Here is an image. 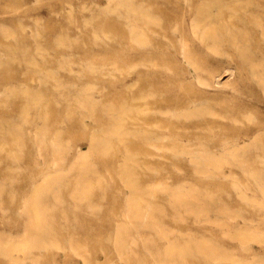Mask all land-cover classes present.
I'll return each instance as SVG.
<instances>
[{"label": "rangeland", "instance_id": "rangeland-1", "mask_svg": "<svg viewBox=\"0 0 264 264\" xmlns=\"http://www.w3.org/2000/svg\"><path fill=\"white\" fill-rule=\"evenodd\" d=\"M127 1H132L139 6L142 4L146 10L153 11L155 13L153 22H156L151 23L152 27L165 28L176 47H172L170 38H163V42L167 43L156 47L152 46V44L134 47L131 46V42L128 39L121 43L117 32L112 31L113 28L105 25L109 18L117 19V21L124 24L131 19L124 9H114L116 0H0L1 40L15 42L14 40L16 39L25 38L27 42L25 44L26 50L30 52L28 55L18 52L17 55L13 54L12 56L11 53L14 52L12 51L11 53L6 52V56L5 51L0 50V70L4 71L3 74H0V93L2 91L0 97L11 101L19 98L16 93L25 88L26 85V88L34 87L36 91L46 87L40 98H36L37 94L35 99L30 98L28 100L29 102H34L33 104L37 100L36 104H32L33 107L28 112V117H32L35 120L34 123L24 122L17 116L20 107L18 105L12 106L7 102L6 104H1L3 107H0V117L15 116L16 120L22 121L23 123L19 124L18 127L27 133L28 139L32 138L31 135H28V129L34 131L37 128L35 131H47L45 139H48L47 141L51 143L56 138V135L52 134V132L58 129L57 131L61 132V142L59 143L65 153L64 160L67 162L66 170L68 169L65 180L68 183L64 187L65 190H39L44 195L46 192L49 194L44 199V202L45 200L47 202L44 203V206L40 204L39 208V212L45 216L40 220V223L45 226L47 234L44 239H40L41 246L37 247L34 245L35 232L29 233L25 231L27 225L32 223V220L28 218L31 210L23 209L20 206L31 201L30 196L34 190H31L29 181L36 172L40 173L39 167L45 168L47 167L46 164L49 165L51 151L53 148L55 149L53 146H56L55 142L52 146L48 145L46 147L49 152L43 157H28V160L24 161L17 159V156L13 158L6 156V160L5 156L0 155V264H20L17 262L19 258L22 259L23 263L21 264H163L169 259L173 261L172 264H237L234 261L209 260L197 250L198 247L202 246L203 248H216L215 250L224 254H233L236 261L249 262V264H264V242L261 241L262 243H260V241L252 240L247 245L248 249H244V246H242L244 243L238 236L241 232L252 231L255 234L257 233L256 235L264 237V190L261 191L260 188L255 187L253 178L242 171L240 166L232 161H225L221 166L222 171L218 174L220 175L219 177L227 183L230 180L241 182L243 185L242 193L239 194V191L234 190L230 185L226 190L221 191L219 190L221 187L218 186L222 185L211 183H207L204 186V190H191L190 192L187 189L195 182L200 181V179L207 181V174H195L192 165L189 163L191 156L189 157L188 154H184L179 159L173 156L177 150V144L180 146L181 143L182 147H187L188 150L191 149V152L209 150L219 158L222 157V151L225 152L227 148H232L233 145H239L238 148L240 147L239 150L242 154L241 158L245 162L244 165L259 170L257 173L264 177V170H262L264 169V145H262L264 144V90L262 89L264 88V33L260 36L261 32H264L262 30L264 28V0ZM119 10H122L124 15H121ZM7 18L9 19L8 21ZM195 18H199L201 22L203 21L198 28L195 24L200 20L196 21ZM258 19L259 22H257ZM138 25L140 28L145 29V34L148 36H155L153 28L148 29L145 22H138ZM188 26L190 27L188 28ZM25 27L27 28L25 29ZM10 28H13L12 30L14 31ZM212 31L216 33L215 39L210 35ZM27 32L30 34L27 35ZM6 34L7 36H5ZM181 45L185 47L187 57L181 55ZM147 46L148 49H146ZM215 50L218 52H215ZM51 53L56 58L43 63L40 66L41 69L22 64L23 56L28 58L35 56L38 60V56L41 54L51 57ZM217 53L218 55H216ZM12 60L13 62L10 63ZM85 60L97 61L92 67L96 69H94L95 72L85 74ZM145 61H148L147 65L143 64ZM172 61L175 62L174 74L164 65ZM63 62H69V64L65 65ZM139 63L141 64L132 67V65ZM208 71L212 73L211 77H209ZM50 72L57 74L56 80L44 83L42 80L46 78L44 77L45 73ZM6 73L10 75H6ZM61 80L62 82H60ZM146 80L158 84L159 88L156 85L157 87L154 88V91H150L151 95L149 98L140 100L134 98V101L133 96L142 92L147 84ZM132 81L135 82L132 83ZM168 82L172 83V89L177 90L182 97L187 91L194 93L189 104H183L185 106L178 107L175 109L176 111L170 108V111L180 112L183 110L182 112H190L194 109L206 110L209 108V112L213 114H207L208 118L217 122V125L212 126L211 129L200 126L193 120L188 121L187 123L189 124H182L177 121L175 115L171 116L163 112L160 115V112H156L159 109L152 107V112L154 111L157 114L152 115L151 124L146 127L152 131L160 132V137L157 140L155 139V144L150 147L152 152H154L149 161L153 170L147 172L146 184L151 186L169 182L173 188H185L187 193H185V190H148L150 191L148 193H144V190H138L139 193H135L136 190L128 189L129 187L124 185L118 173L122 164L119 161L123 162L125 159V157L123 159V156L126 155L124 151L118 154L119 161L113 165L109 164L101 170V174L104 175L102 180L105 177L103 181L106 184L105 190H99L98 184L94 185V190H76L73 183L76 178L73 173L75 169L69 170L68 167L74 164V161L76 163L79 156L89 157L94 163L100 161H98L100 157L97 155V147L93 144V137L101 131L98 129L101 122L96 115H92L88 111V108L79 107L82 112H88L89 116L84 113L82 120L86 125L89 124V127L87 126L86 130L83 124L75 128L68 115L63 113L59 116V114L57 118L46 113L47 109L44 108L43 103H54L56 99H61L63 95L57 91V88L66 84L70 87H75L76 90L74 87L72 89L74 96L71 101L77 104L79 99L76 97L79 95L85 98L91 97L90 99L98 102V104L116 102L119 106L123 105V103H128L126 105L129 106L132 101L142 104L148 100L154 101L159 97L163 98V96L172 95L171 88H165V84ZM11 83H13V86ZM19 102H21L20 98ZM39 105L42 107L40 108ZM161 109L165 111L166 106L162 105ZM232 115L238 116L239 121L233 122ZM157 116L162 118V120H166V123H172L171 125L173 126L167 123V127L161 128L160 124L156 123ZM133 121V118L128 115L122 120V124L126 126L127 131H130V125ZM139 121L143 122V119ZM60 128H63L64 131ZM188 130L191 133L187 132ZM192 133L207 134L209 137L202 136L204 138L200 142L204 145L201 146L200 142H196L197 140ZM8 141H10L9 144L4 145V147H13L17 151L15 152L16 155L21 157L27 147L22 148L19 145H13L12 139H8ZM1 144H4L2 139L0 140ZM78 152L79 154H77ZM112 159L115 160V158ZM140 161L144 162V159ZM18 164H21V167ZM157 167L159 169L162 168V170L156 169ZM40 174H44V171ZM176 192L191 196L192 201H188L189 204L186 205L176 204L169 197L175 195ZM250 192L253 193H251L252 196ZM136 194L140 197L139 201L137 203L132 202L133 205L129 206L130 202L128 199L131 201ZM207 194L212 196V199ZM196 195L200 196V203L199 201L195 202L193 196ZM151 196H154V198H151ZM143 197L146 198V201ZM261 198L262 200H260ZM151 199L150 209L153 218L148 220L149 226L141 227V219L136 217L126 218L124 216L126 213H130L133 216L138 214L139 211L145 210ZM40 202L43 203V201ZM201 203L202 205H200ZM174 205L175 207H173ZM182 205L183 207H181ZM189 210L192 212H189ZM79 214H87L91 217V221L85 222V224L82 219L75 217L81 216ZM207 215L209 216L207 217ZM228 217H231V219ZM102 231L105 236H108L107 241L110 242L113 250L109 254H105L100 248L104 236ZM203 240L204 242H202ZM114 244L123 246V248L126 247L127 251L118 250ZM171 244L177 246V253L172 258L168 254L169 245ZM6 245L9 247L8 250ZM2 246L4 247L3 249Z\"/></svg>", "mask_w": 264, "mask_h": 264}, {"label": "bare ground", "instance_id": "bare-ground-1", "mask_svg": "<svg viewBox=\"0 0 264 264\" xmlns=\"http://www.w3.org/2000/svg\"><path fill=\"white\" fill-rule=\"evenodd\" d=\"M13 1V0H12ZM16 1V0H15ZM193 1V0H192ZM201 1V0H200ZM199 1V3H200ZM115 2V1H114ZM181 2V1H180ZM239 2V1H238ZM255 3V2H254ZM191 4V3H190ZM186 5V4H185ZM207 5V4H206ZM215 5V4H214ZM236 6V4H235ZM165 7V6H164ZM185 7V6H184ZM121 9L122 10L124 9V11L130 15V20L128 23L124 24V23H120L119 21H117V19H108L107 23H105V25H107V27H111L113 28L112 31H115L117 32V34L119 35L120 39H121V43L125 42V40H130L131 42V46H134V47H140V46H143V45H147V44H152V46L156 47V46H163L164 44H166L167 42H163V38H170V35L168 34L167 31H165V28L161 27V28H153L152 27V24L151 23H155L153 22L154 21V14L153 11H150V10H146L143 5L141 4V6L137 5L136 3L132 2V1H127V0H116V6L114 9ZM151 8V7H150ZM149 8V9H150ZM197 8V7H196ZM251 8V7H250ZM175 9V8H174ZM214 9V8H213ZM217 9V8H216ZM84 10V8H83ZM113 10V9H111ZM122 10H119L120 14L121 15H124L123 11ZM17 11V10H16ZM71 11V10H70ZM197 11V9H196ZM218 11V10H216ZM116 12V11H115ZM114 12V13H115ZM198 12V11H197ZM196 12V13H197ZM207 12V11H206ZM215 12V11H214ZM98 13V12H97ZM184 13V12H183ZM202 13V12H201ZM200 15H204V13H202ZM9 14V13H8ZM82 14V13H81ZM109 14V12H108ZM198 14V13H197ZM241 14V13H240ZM252 14V13H251ZM100 15V14H99ZM110 15V14H109ZM213 15V14H212ZM220 15V14H219ZM225 15V14H224ZM242 15V14H241ZM92 16V15H90ZM113 16V15H112ZM194 16V15H193ZM199 16V15H198ZM197 16V17H198ZM218 16V15H217ZM15 17V16H14ZM89 17V16H88ZM93 17V16H92ZM202 17V16H201ZM224 17V16H223ZM244 17V16H243ZM246 17V16H245ZM253 17V16H252ZM258 17V16H257ZM11 19H13L12 17H9ZM18 18V17H17ZM21 18V17H19ZM90 18V17H89ZM127 18V17H126ZM192 18V17H191ZM207 18V17H206ZM248 18V17H247ZM251 18V17H250ZM196 19V18H195ZM9 19L7 18V21ZM14 20V19H13ZM87 20V19H86ZM91 20V19H90ZM190 20V19H189ZM197 20H200L199 18L196 19ZM203 20V19H202ZM214 20V19H213ZM248 20V19H247ZM5 21V20H4ZM19 21H22V20H19ZM192 21V19H191ZM190 21V22H191ZM220 21V20H218ZM223 21V20H221ZM23 22V21H22ZM21 22V23H22ZM88 22V21H87ZM138 22H145V25L147 26V28L149 29H152L153 28V31H154V35L155 36H148L147 34H145V29L144 28H140L139 25H138ZM187 22V21H186ZM203 22V21H202ZM201 20L198 21L195 26L200 27L202 23ZM259 22V19L258 21ZM261 22V20H260ZM263 22V21H262ZM72 23V22H71ZM158 23V22H157ZM161 23V22H160ZM192 23V22H191ZM195 23V22H194ZM220 23V22H218ZM227 23V21H226ZM250 23V22H249ZM19 24V23H18ZM73 24V23H72ZM159 24V23H158ZM157 24V25H158ZM163 24V23H162ZM188 24V23H187ZM258 24V23H257ZM261 24V23H259ZM9 25V24H8ZM22 25V24H21ZM208 25V24H207ZM219 25V24H218ZM228 25V24H227ZM263 25V24H262ZM2 26V25H1ZM159 26V25H158ZM209 26V25H208ZM215 26V25H214ZM212 26V27H214ZM234 26V25H233ZM5 27V26H4ZM11 27V26H10ZM23 27V26H22ZM190 26H188L189 28ZM206 27V26H205ZM263 27V26H262ZM261 27V28H262ZM1 28V27H0ZM6 28V27H5ZM14 28V27H13ZM12 28V29H13ZM27 27H25L26 29ZM43 28V27H42ZM91 28V27H90ZM195 28V29H197ZM202 28V27H201ZM207 28V27H206ZM211 28V27H210ZM215 28V27H214ZM219 28V27H218ZM224 28V27H223ZM11 29V28H10ZM9 29V30H10ZM11 29V30H12ZM21 29V27H20ZM37 29V28H36ZM80 29V28H79ZM93 29V28H92ZM200 29V28H199ZM198 29V30H199ZM212 29V28H211ZM210 29V31H211ZM216 29V28H215ZM44 30V29H43ZM172 30V28H171ZM229 30V29H228ZM237 30V29H236ZM261 30V29H260ZM264 30V28L262 29ZM261 30V31H262ZM14 31V30H12ZM11 31V32H12ZM28 31V30H26ZM96 31V30H95ZM209 31V32H210ZM216 31V30H214ZM214 31H212L210 34L214 39L216 38V33H214ZM220 31V30H219ZM6 33V31H4ZM24 32V30H23ZM151 32V31H150ZM198 32V31H197ZM208 32V33H209ZM242 32V31H241ZM244 32V30H243ZM247 33H249L248 31H246ZM253 32V31H252ZM9 33V32H7ZM102 33V32H101ZM204 34V32H202ZM207 33V34H208ZM229 33V31H228ZM262 33L264 32H261V35L262 36ZM14 34V32H13ZM30 34V33H29ZM28 32H27V35H29ZM32 34V33H31ZM61 34V33H60ZM59 34V35H60ZM153 34V33H152ZM192 34V33H191ZM4 35V34H3ZM16 35V33H15ZM14 35V36H15ZM40 35V34H38ZM62 35V34H61ZM98 35V34H97ZM106 35V34H105ZM194 35V34H193ZM244 35V34H243ZM247 35V34H246ZM7 36V34L5 35ZM12 36V37H14ZM56 36V35H55ZM175 36V35H174ZM181 36V35H180ZM204 36H207L206 34H204ZM223 36V35H222ZM228 36V35H227ZM226 36V37H227ZM45 37V36H44ZM62 37V36H61ZM94 37V36H93ZM105 37V36H104ZM231 37V36H230ZM234 37V36H233ZM238 37V36H237ZM9 38V37H8ZM34 38V37H33ZM57 38V37H56ZM55 38V39H56ZM98 38V37H96ZM208 38V36H207ZM211 38V37H210ZM244 38V37H242ZM248 38V37H247ZM252 38V36H251ZM250 38V39H251ZM7 39V38H6ZM61 39V38H60ZM59 39V40H60ZM99 39V38H98ZM101 39V38H100ZM106 39V38H105ZM213 39V40H214ZM239 39V38H238ZM264 39V38H263ZM35 40V39H33ZM39 40V39H38ZM75 40V39H74ZM170 42H172V47L175 48L176 45L174 44L173 40L170 38ZM203 40V39H201ZM218 40V39H217ZM226 40V39H225ZM249 40V39H248ZM15 42H7V41H4V40H1V37H0V50L1 51H5V53H11L12 51H14L12 54H18V52H21L23 55H28L30 52L26 50V40L25 38H21V39H16L14 40ZM37 41V40H36ZM64 41V40H63ZM62 41V42H63ZM204 41V40H203ZM232 41H233V38H232ZM242 41V40H241ZM255 41V40H254ZM34 42V41H33ZM61 42V43H62ZM97 42V41H96ZM103 42V41H102ZM105 42V41H104ZM111 42V41H110ZM198 42V40H197ZM221 42V41H220ZM40 45H41V42L39 41ZM38 43V44H39ZM43 43V42H42ZM65 43V42H64ZM74 43V42H73ZM77 43V42H76ZM81 43V42H80ZM232 43V42H231ZM241 43V42H240ZM238 43V44H240ZM37 44V43H36ZM66 44V43H65ZM79 44V42H78ZM226 44V42H225ZM247 44V43H246ZM73 45V44H72ZM108 45V44H107ZM180 45V44H179ZM202 45V43H201ZM253 45V44H252ZM36 46V45H35ZM65 46V45H64ZM75 46V45H74ZM203 46V45H202ZM254 46V45H253ZM37 47V46H36ZM40 47V46H39ZM63 47V46H62ZM68 47V46H67ZM213 47V45H212ZM217 47V46H216ZM234 47V46H233ZM256 47V46H255ZM128 48V47H127ZM179 48V47H178ZM202 48V47H200ZM215 48V47H214ZM247 48V47H246ZM148 49V46L147 48ZM150 49V48H149ZM162 49V48H161ZM212 49V48H211ZM243 49V48H242ZM39 50V49H38ZM154 50V49H153ZM209 50V48H208ZM238 50V49H237ZM257 50V49H256ZM0 51V52H1ZM248 51V50H247ZM36 52V51H35ZM215 52H218L215 50ZM244 52V51H242ZM7 53H6V56H7ZM34 53V52H33ZM39 53V52H38ZM177 53V52H176ZM180 53L182 56L184 57H187V54H186V51H185V47L183 45L180 46ZM225 53V52H224ZM260 53V52H259ZM258 53V54H259ZM55 54V53H54ZM158 54V53H156ZM162 54V52H161ZM189 54V53H188ZM226 54V53H225ZM1 55V54H0ZM4 55V54H3ZM20 55V54H19ZM50 55V54H49ZM171 55V54H170ZM218 55V53L216 54ZM5 56V55H4ZM11 56V58H12ZM172 56H173V53H172ZM181 56V57H182ZM246 56V55H245ZM38 60L36 59V57H32V58H28V57H24L23 56V63L24 65L26 66H32L33 68L34 67H39L43 65V63H45L46 61L48 62L50 59L52 58H56L54 55H52L51 53V57L50 56H46V55H43L41 54L40 56H38ZM62 57V56H61ZM72 57V56H71ZM166 57V56H165ZM221 57V56H220ZM257 57V56H256ZM179 58V57H178ZM230 58V57H229ZM9 59V57H8ZM15 59H16V56H15ZM13 59V60H15ZM60 59V57H59ZM59 59H57L59 61ZM185 59V58H184ZM243 59V58H242ZM5 60V59H3ZM2 60V61H3ZM10 61L11 62H13ZM18 60V59H17ZM67 60V59H66ZM72 60V59H71ZM69 60V61H71ZM183 60V59H182ZM188 60V59H187ZM249 60V59H248ZM1 61V59H0ZM65 61V60H64ZM68 61V60H67ZM184 61V60H183ZM17 62V61H16ZM95 60H90V61H87L85 60V63H84V67H85V74L86 73H92V72H95V70L92 68L95 64ZM100 62V61H99ZM182 62V61H181ZM21 63V62H20ZM71 63V62H70ZM148 61L146 62H143L144 65H147ZM184 63V62H183ZM251 63V62H250ZM3 64V63H2ZM19 64V63H18ZM63 64L65 65H68L69 62H63ZM104 64V63H103ZM141 63L139 64H135V65H132V67L136 66V65H140ZM154 64H157V63H154ZM191 64V63H190ZM252 64V63H251ZM250 64V65H251ZM5 65V63H4ZM82 65V64H81ZM128 65V64H127ZM165 66H167L169 68V70L174 74L175 73V62L172 61L170 63H165L164 64ZM154 66V65H153ZM258 66V65H257ZM10 67V66H9ZM21 67V66H20ZM59 67V66H58ZM117 67V66H116ZM194 67V66H193ZM1 68V67H0ZM48 68V67H47ZM62 68V67H61ZM28 69V68H26ZM41 69V68H40ZM118 69V68H117ZM190 69V68H189ZM252 69V68H251ZM256 69V68H255ZM168 70V71H169ZM196 70V69H195ZM231 70V69H230ZM262 70V69H261ZM37 72H40L39 70H36ZM120 71V70H119ZM4 71H1L0 70V74H3ZM24 73V71H22ZM34 72V71H33ZM32 72V73H33ZM49 72V71H48ZM194 72V71H193ZM250 72V71H249ZM263 72V70H262ZM72 73V72H71ZM78 73V72H77ZM102 73V72H101ZM264 73V72H263ZM5 74V73H4ZM46 75H44V77L46 78H43L42 81L45 82H51V80H56V73L55 72H50V73H45ZM194 74V73H193ZM261 74V72H260ZM6 75H10L8 73H6ZM79 75V74H78ZM84 75V74H83ZM148 75V74H147ZM190 75V74H189ZM188 75V76H189ZM207 75V73H206ZM208 75L209 77H211L212 73H210V71H208ZM199 76V75H198ZM197 76V77H198ZM204 76V75H203ZM23 77V76H22ZM137 77V76H136ZM190 77V76H189ZM217 77V76H216ZM215 77V78H216ZM262 77V75H261ZM48 78V79H47ZM187 78V77H186ZM194 78V77H193ZM218 78V77H217ZM60 79V78H58ZM133 79V78H131ZM181 79V78H180ZM197 79V78H196ZM257 79V78H256ZM198 80V79H197ZM219 80V79H218ZM255 80V79H254ZM261 80V79H260ZM264 80V79H263ZM58 81V80H57ZM187 81V80H186ZM221 81V80H220ZM40 82V81H39ZM62 82V80L60 81ZM135 82V81H132V83ZM196 82V81H195ZM194 82V83H195ZM259 82V81H258ZM15 84V82H13ZM13 83L12 86H13ZM41 83V82H40ZM146 85L144 87V89L142 90V92H140V94H137V95H134L133 96V99L136 98V99H146V98H149L151 93L150 91H154V88L158 86L159 88V85L158 84H154L152 82H150L149 80H146ZM193 83V84H194ZM261 83V82H260ZM48 84V83H47ZM51 84V83H50ZM57 84V83H56ZM196 84V83H195ZM214 85V83H212ZM217 84V83H216ZM223 84V83H222ZM10 85V83H9ZM61 85V83H60ZM72 85V84H71ZM76 85V84H75ZM92 85V84H91ZM130 85V84H129ZM132 85V84H131ZM157 85V86H156ZM199 85V83H198ZM220 85V84H218ZM217 85V87H218ZM261 85H263V83H261ZM57 86V85H56ZM202 86V85H200ZM199 86V87H200ZM205 86V85H204ZM210 86V85H209ZM260 86V85H259ZM6 87V86H5ZM17 87V85H16ZM15 87V88H16ZM27 87V85H26ZM23 88L21 89L20 91H18V93H16L21 102H19V98H16V99H13V100H5V99H2L0 97V107L2 108L3 106H1V104L5 103H10V105L12 106H19L20 109H19V112H17V116H19L24 122L26 123H34L35 120L31 118H29L28 116V112L30 111V109L33 107V105L36 104H33L34 102H29L28 100L30 98H40L42 95H43V91L46 89L45 88H41L40 90H35L34 87H29V88ZM38 87V86H37ZM48 87V86H47ZM74 87V86H73ZM73 87H70L66 84H63V86H59L57 88V91L62 93V97L61 99H56L54 103H43V106L45 109H47V112L46 113H49V115L51 116H56L57 118L59 116H61L63 113L68 115V118L72 121V124H73V127L77 128L79 126H82L84 124V128H86L87 130V126L89 124L86 125V123L84 122L83 123V120H82V116L84 113L86 112H82L81 109H79V107H84V108H88V111L92 113V115H96L97 118H99L100 120V127L98 129H100L101 131L98 133V135H95L93 137V144H95V146L97 147V155H99V159L97 163H94L89 157H80L76 158V163L74 161V164L70 165L68 168L69 170H73V173L76 175H74L76 178H75V182L74 185H75V189L76 190H94V185L95 184H98L99 185V190H105V187H106V184L105 182H103L105 180V177H104V180L103 179V176L101 174V170L104 168V167H107L109 164H115V162L119 161L120 158L118 156V154H120V152L124 151L125 152V156H123V159L124 161L123 162H120L119 163H122L120 166H121V169H119L118 173L120 174V177L122 178V181L124 182V185L129 187L128 189L130 190H136L135 193H139L138 190H141L143 191L144 193H148L150 191L148 190H185V188H182V187H176V188H173L171 183H165V184H156V185H147L146 184V174L149 170H153L152 167L150 166V163L149 161L151 160L150 157L152 156V154L154 152H152V150L150 149L151 145L155 144V139L157 140L158 137H160L159 133L160 132H156V131H152L150 128H147L146 126L147 125H150L151 124V117L152 115H156L157 113L156 112H160V115H161V112L163 113H167V114H170L171 116L175 115V117H177V121L179 123H182V124H189L187 123L188 121H195L196 124L200 125V126H204L206 128H209L211 129L212 126L214 125H217V122L215 120H210L207 116V114H213L212 112H209V108L206 109V110H203V109H200L198 107V105H196L199 109H194L193 111H190V112H173V111H176L175 109H177L178 107H181V106H185L183 104H189L191 102V98L192 96L194 95V93L192 91H187V93L182 97L178 92L177 90H173L172 87V83L171 82H168L165 84V88H171V91L173 92L172 95L170 96H163V98H157L155 99L154 101H145L143 102L142 104H139V103H135V99L134 101L131 102V104L128 106L126 104L123 103V105H118L116 102H112V103H109V104H98V102H95L94 100H91L89 97L88 98H85L83 97L82 95H79L78 98L79 101H78V104L77 103H74L72 102L71 100L73 99L72 97L74 96V92L72 93V89ZM91 87V86H90ZM203 87V86H202ZM208 87V86H207ZM264 87V85H263ZM130 88V87H129ZM132 88V87H131ZM201 88V87H200ZM75 89V87H74ZM134 89V88H133ZM205 89V88H203ZM264 90V88H262ZM56 90V89H55ZM76 90V89H75ZM85 90V89H84ZM179 90V89H178ZM4 91V90H3ZM89 92V91H88ZM2 93V91H1ZM0 93V94H1ZM11 93V92H10ZM15 93V92H14ZM13 93V94H14ZM80 93V92H79ZM133 93V92H132ZM210 93V92H209ZM218 93V92H217ZM12 94V95H13ZM15 94V95H16ZM82 94V93H81ZM162 94V93H161ZM3 95V94H2ZM154 95V94H153ZM76 96V94H75ZM152 97V96H151ZM156 97V96H155ZM7 98V97H6ZM95 98V97H93ZM154 98V97H153ZM45 99V98H44ZM42 99V100H44ZM90 99V100H89ZM124 99V98H123ZM132 99V98H131ZM127 100V99H126ZM125 100V102H126ZM27 101V102H26ZM32 101V100H31ZM128 102V101H127ZM134 102V103H133ZM194 102V101H193ZM197 102V101H196ZM33 104V105H32ZM76 104V105H75ZM117 104V105H115ZM146 104V105H145ZM196 104V103H195ZM162 105L166 106V110L168 109V111H164V109H161L162 108ZM193 105V104H192ZM8 106V105H7ZM209 106V105H207ZM40 107V105H39ZM42 107V106H41ZM40 107V108H41ZM152 107H155L159 110H157L156 112H152ZM11 108V107H10ZM39 108V109H40ZM170 108L174 109L173 111H170ZM190 108V107H189ZM191 109V108H190ZM189 109V110H190ZM87 110V109H86ZM46 111V110H45ZM40 112V111H39ZM154 114H152V113ZM209 112V113H207ZM45 114V112H43ZM88 113V112H87ZM86 113V114H87ZM89 113V114H91ZM25 114V116H24ZM34 114V113H32ZM60 114V115H59ZM38 115H40L38 113ZM59 115V116H58ZM91 115V116H92ZM117 115V116H116ZM128 115L130 118H133V122L131 123L130 125V131H127L126 130V126H124L122 124V120L124 119V117ZM33 116V115H32ZM43 116V115H42ZM87 116H89L87 114ZM18 117V118H19ZM34 117V116H33ZM95 117V116H94ZM232 121L233 122H238L239 121V118L238 116H235V115H232ZM39 118V117H38ZM170 118V117H169ZM251 118V117H250ZM46 119V118H44ZM91 119V118H90ZM94 119V118H93ZM140 119H143V122H140L139 120ZM156 123L160 124V127L161 128H165V126L167 127V125H171L172 123H166V120H162V118H156ZM172 119V118H171ZM92 120V119H91ZM136 120V121H135ZM187 120V121H186ZM37 121V120H36ZM39 121H40V118H39ZM96 121V120H95ZM131 121V120H130ZM186 121V122H184ZM129 122V121H128ZM160 122V123H159ZM175 122V121H174ZM23 123L22 121L20 120H16L15 119V116H1L0 117V128H1V134H0V140L2 139V142H4V144H1L0 145V155L2 156H8V157H16L17 159L19 160H28V157H38V156H45L49 151L46 150V147H48V145L52 146L53 143L55 142V145L56 146H53L55 147V149L53 147V150L51 151V160H50V163L49 165L46 164L47 167H39L38 169H40V173H42L44 171V174H40L38 172L35 173V175L33 177H31L30 181H29V185L31 186V190H34V192L31 194L30 196V202L28 203H25L23 204V206L21 205L20 207H22L23 209H29L31 210V213H29V216L28 218L32 220V223L28 224L27 225V228L25 231H28L29 233H33L35 232V236H36V239L34 241V245L39 247L41 246V241L40 239H44L46 234H47V230L45 228V226L43 224L40 223V220H42L45 216L43 214H41L39 212V208H40V204L41 206H44V203L47 202L45 200L44 202V199H46V195H48L49 193L46 192V194L44 195L43 192L39 191V190H65V185H67V183L65 182L66 180V177H67V174H66V171H68V169L66 170V163L65 162V153L62 149V145L59 143L61 142L60 141V138H61V132L60 131H57L58 129H56V131H53L52 134H55L56 135V138L55 140L51 141V143H49L47 140L48 139H45V136L47 134V131H41L39 132L38 131H33V130H29L28 129V135H31L32 138L28 139L27 138V133L24 132L22 129H19L18 125ZM47 123V122H46ZM49 123V122H48ZM97 124V123H96ZM26 125V124H25ZM29 125V124H28ZM34 125V124H33ZM37 125V124H35ZM39 126V124H38ZM173 126V125H171ZM60 127V126H59ZM89 127V126H88ZM159 127V126H158ZM35 128V127H34ZM157 128V127H156ZM45 129V128H44ZM61 130H63V128H60ZM160 129V128H159ZM162 130V129H161ZM64 131V130H63ZM93 131V130H91ZM98 131V130H97ZM158 131V130H157ZM96 132V131H95ZM164 132V131H163ZM169 132V131H168ZM187 132L191 133L190 130H188ZM209 133H211L209 131ZM187 134V133H186ZM194 136H195V139L197 140L196 142H200V140L204 137L202 136H207L209 137V135L207 134H201V133H192ZM162 137V136H161ZM164 137H166L164 135ZM163 137V138H164ZM179 137V136H178ZM192 137V136H191ZM217 137V136H216ZM226 138V137H225ZM8 139H12V141L14 142V144L16 145H19L21 146L22 148H25V146L27 147V149L25 150L24 153L21 154V157L16 155L15 152V149L13 147H4V145H8L10 141H8ZM92 139V138H91ZM166 139V138H165ZM254 139V138H252ZM15 140V141H14ZM92 140V141H93ZM162 140V138H161ZM178 140V139H177ZM228 140V139H227ZM180 141V140H179ZM188 141V140H187ZM192 141V140H191ZM195 141V140H194ZM160 142V141H159ZM176 142V141H175ZM238 142V141H237ZM250 142V141H249ZM255 142V141H254ZM262 142V141H260ZM179 143V142H177ZM206 143V142H205ZM231 144V143H230ZM41 145V146H40ZM163 145V144H162ZM176 145V144H175ZM182 145V143H181ZM179 146V144H177V150L174 152L175 154H173L174 158L176 159H179L181 158L184 154H188L189 157L191 156L190 158V164L192 165V169L193 171L195 172V174H207L206 175V178L208 177L207 181H203L200 179V181L198 182H195L194 184H192V186L190 188H188L187 190H189L191 192V190H204V186H206L207 183H211V184H214V185H222V186H218V187H221L219 190H226L227 187H232L234 190H238L239 191V194L242 193L241 191L243 190V185L241 184V182L239 183L238 181L236 180H230L229 183H227L225 180L221 179V177H219L220 175V172L222 171V164L223 162L225 161H232L234 164H237L238 166H240V168L242 169V171H244L246 174H248L251 178H253L254 180V186L255 187H258L262 190H264V177H262V175L258 174L257 172L259 170H255L251 167H246L244 165V160L241 158V152H240V147L238 148L237 145H233L232 148H227L223 152L222 154V157L219 158V157H216L215 154L211 153V151L209 150H203V151H200V152H191V149L188 150L187 147H182V146ZM200 145L203 146L204 144L202 142H200ZM243 145V144H242ZM245 145V144H244ZM246 145H247V142H246ZM264 145V144H262ZM65 146V145H64ZM158 146V145H157ZM223 146V145H222ZM92 147V146H91ZM250 147V146H249ZM254 147V146H253ZM78 148V147H77ZM93 148V147H92ZM159 148V147H158ZM193 148V147H192ZM223 148V147H222ZM79 149V148H78ZM162 149V147H161ZM21 150V149H20ZM170 150V149H169ZM221 150V149H220ZM73 151V150H72ZM243 151V150H242ZM247 151V150H245ZM21 153V151H20ZM68 153V152H67ZM167 153V152H166ZM224 153H227V154H224ZM70 154V153H69ZM79 154V152L77 153ZM219 154V153H218ZM72 155V154H70ZM96 155V154H95ZM122 155V154H121ZM124 155V154H123ZM76 156V154H75ZM186 156V155H185ZM187 157V156H186ZM230 157V159H229ZM67 158V157H66ZM98 158V157H97ZM109 158V159H107ZM111 158H115V160H111ZM141 159H144V162L140 161ZM6 160H7V157H6ZM36 160V159H35ZM42 160V158H41ZM94 160V159H93ZM39 161V160H38ZM37 161L38 164H40L39 162ZM23 162V161H22ZM42 163V161H40ZM20 163V162H19ZM118 163V164H119ZM22 164V163H21ZM21 164H18L19 167H21ZM36 164V163H35ZM153 165V164H152ZM10 166V165H9ZM15 166V165H14ZM41 166V165H40ZM150 166V167H149ZM229 166V165H228ZM11 167V166H10ZM13 168V167H12ZM177 168V167H176ZM156 169L158 170H162V168L159 169V167H157ZM16 170V169H15ZM22 170V169H21ZM25 170V169H24ZM43 170V171H42ZM264 170V169H262ZM17 171V170H16ZM4 172V171H3ZM33 173V172H32ZM68 173V172H67ZM118 174V175H119ZM156 174V173H155ZM69 175V174H68ZM117 175V176H118ZM204 175V177H205ZM234 175V174H233ZM30 176V175H29ZM153 176V175H152ZM223 176V175H222ZM226 176V175H225ZM71 177V176H70ZM119 177V176H118ZM227 178V176H226ZM225 178V179H226ZM72 179V178H71ZM230 179V178H229ZM7 180V179H5ZM121 180V179H120ZM8 181V180H7ZM121 181V182H122ZM248 181V180H247ZM71 182V181H70ZM252 182V181H251ZM251 184V183H250ZM249 184V185H250ZM246 185V183H245ZM248 185V186H249ZM12 186V185H11ZM110 186V185H109ZM124 186V187H125ZM213 186V185H212ZM252 186V185H251ZM123 187V188H124ZM110 188V187H109ZM126 188V187H125ZM9 190H12V189H9ZM74 190V189H73ZM117 190V189H116ZM207 190V189H206ZM246 190V189H245ZM254 190V189H253ZM260 191V192H261ZM218 192V191H217ZM247 192V191H246ZM264 192V191H263ZM53 193V192H52ZM105 193V192H104ZM185 193H187V191L185 190ZM198 193V192H197ZM204 193V192H203ZM248 193V192H247ZM252 192H250V195H251ZM161 194V193H160ZM224 194V193H223ZM253 194V193H252ZM130 195V194H129ZM128 195V197H129ZM153 195V194H152ZM171 195V193H170ZM193 195V194H192ZM246 195V194H245ZM256 195V194H255ZM45 196V197H43ZM55 196V194H54ZM205 196V195H204ZM207 196L212 199V196H209L207 194ZM252 196V195H251ZM259 196V195H257ZM262 196V195H261ZM264 196V195H263ZM262 196V197H263ZM132 197V196H131ZM162 197V196H161ZM173 202H175L176 204L178 203L179 204H189L188 201L191 200V196H186V195H183L181 194L180 192H176L175 195H171L169 196ZM194 197V200L195 202H198L199 199H200V196L199 195H196V196H193ZM207 197V199H208ZM219 197V196H218ZM142 198V197H141ZM144 200L146 201V198L143 197ZM151 198H154V196H151ZM163 198V197H162ZM203 198V197H202ZM206 198V197H205ZM223 198V197H222ZM42 199V200H41ZM140 197L137 196H134L132 197L131 201L130 199L129 200V206L130 205H133V203H137L139 201ZM193 199V198H192ZM214 199V198H213ZM230 199V198H229ZM142 200V199H141ZM162 200V199H161ZM193 200V201H194ZM220 200V199H219ZM243 200V199H242ZM251 200V199H250ZM262 200V198L260 199ZM40 201H43L40 202ZM151 200H149V203H148V206L145 210L143 211H139L138 214H135V215H131L130 213H126L124 214V216L126 218H133V217H136V218H139L142 220V224H140L141 227H145L148 225V220L153 218V215H152V212H151ZM192 201V200H191ZM169 202V201H168ZM153 203V202H152ZM155 203V201H154ZM193 203V202H192ZM200 203V201H199ZM205 203V202H203ZM211 203V202H210ZM214 203V202H213ZM228 203V202H227ZM263 203V202H262ZM172 204V203H171ZM245 204V203H244ZM257 204V203H256ZM144 205V204H143ZM173 205V204H172ZM195 205V204H194ZM202 205V203L200 204ZM251 205V204H250ZM141 206V205H140ZM155 206V205H154ZM159 206V205H158ZM249 206V205H248ZM259 206V205H258ZM18 207V208H20ZM132 207V206H131ZM137 207V206H135ZM134 207V208H135ZM175 207V205L173 206ZM177 207V206H176ZM183 207V205L181 206ZM231 207V206H230ZM17 208V209H18ZM139 208V207H138ZM160 208V207H159ZM211 208V207H210ZM228 208V207H227ZM255 208V207H254ZM161 209V208H160ZM206 209V208H204ZM262 209V208H261ZM141 210V209H140ZM154 210V209H153ZM158 210V209H157ZM199 210V209H198ZM191 210H189L190 212ZM201 211V210H200ZM209 211V210H208ZM219 211V210H218ZM155 212V211H154ZM192 212V211H191ZM196 212V211H195ZM206 212V211H205ZM180 213V212H178ZM187 213V211H186ZM211 213V212H210ZM198 214V213H197ZM222 214V213H221ZM224 214V213H223ZM81 215V214H79ZM188 215V214H187ZM205 215V213H204ZM218 215V214H217ZM216 215V216H217ZM225 215V214H224ZM23 216V215H22ZM75 216V215H74ZM155 216V215H154ZM200 216V215H199ZM209 215H207L208 217ZM212 216V215H210ZM223 216V215H222ZM227 216V215H226ZM225 216V217H226ZM230 216V215H229ZM239 216V215H238ZM76 218H80L82 219V221L85 223V222H90L91 221V217L88 216L87 214H82L81 216H75ZM74 217V219H75ZM204 217V216H203ZM221 217V216H220ZM214 218V217H213ZM224 218V216H223ZM231 219V217H228ZM251 219V218H250ZM219 220V219H218ZM228 220V219H227ZM225 220V221H227ZM230 221V220H229ZM232 222V221H231ZM86 224V223H85ZM88 224V223H87ZM245 224V223H244ZM247 224V222H246ZM73 226V225H72ZM149 226V225H148ZM242 226V225H241ZM244 227V226H243ZM242 227V228H243ZM125 229V228H123ZM130 229V228H129ZM135 229V228H134ZM141 229V228H140ZM240 229V228H239ZM253 229V228H252ZM76 230V228H75ZM137 230H139L137 228ZM136 230V231H137ZM241 230V229H240ZM256 230V229H255ZM231 231V230H230ZM236 232V231H234ZM233 232V233H234ZM103 235H104V232L102 231ZM232 233V234H233ZM238 233V232H237ZM263 233V232H262ZM231 234V235H232ZM257 234V233H256ZM254 232H241L239 233V237H240V240H242L244 244H242V246H244V249H248V244L253 240L255 241H260V243H262L261 241L264 242V237H262L261 235L258 236L256 235ZM234 237V236H233ZM108 240V236L104 235L103 236V240L101 242V245H100V248L104 251L105 254H109L110 252H112V248H111V244L110 242L107 241ZM207 241V240H206ZM210 241V240H209ZM204 242V240L202 241ZM236 242V241H235ZM209 243V242H208ZM206 244V242H205ZM212 244V243H210ZM240 244V243H239ZM115 245V244H114ZM208 245V244H206ZM13 246V245H12ZM116 248L119 250L121 249L122 251L125 250L127 251V248H123V246H118V245H115ZM202 246V244H201ZM7 247V245H6ZM5 247V248H6ZM207 247V246H206ZM1 248V247H0ZM4 247L2 246V249ZM13 248V247H12ZM9 249V247H7V250ZM216 249V248H215ZM211 247L209 248H203L202 247H198L197 250L202 253L206 258H208L209 260L210 259H214V260H218V261H222L223 260H226V261H234L236 262L237 264H249V262H240V261H236L234 260V255L233 254H224V253H221L217 250H215ZM222 249V248H221ZM6 250V251H7ZM101 250V251H102ZM117 250V251H118ZM133 250V249H132ZM3 251V250H2ZM11 251V250H10ZM13 251V250H12ZM134 251V250H133ZM177 246L171 244L169 245V251H168V254L170 256V258H172V256L177 253ZM244 251V250H243ZM131 252V251H130ZM138 252V250H137ZM8 253V252H7ZM27 253V252H26ZM12 254V253H10ZM18 258V257H16ZM14 258V259H16ZM253 258V257H252ZM25 259V257H24ZM240 259V258H239ZM250 259V258H249ZM20 264L23 263L22 262V259H17ZM251 261V259H250ZM172 260L169 259L168 261H166L165 263L166 264H172ZM163 263V264H165ZM218 264V263H217ZM233 264V263H232ZM235 264V263H234ZM252 264V263H251Z\"/></svg>", "mask_w": 264, "mask_h": 264}]
</instances>
